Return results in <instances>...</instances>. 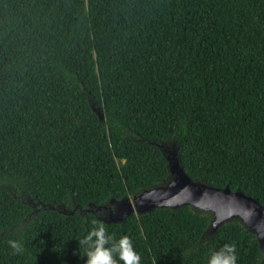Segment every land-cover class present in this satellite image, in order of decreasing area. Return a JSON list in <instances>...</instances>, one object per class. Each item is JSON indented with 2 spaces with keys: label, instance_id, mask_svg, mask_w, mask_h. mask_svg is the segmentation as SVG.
<instances>
[{
  "label": "trees",
  "instance_id": "obj_1",
  "mask_svg": "<svg viewBox=\"0 0 264 264\" xmlns=\"http://www.w3.org/2000/svg\"><path fill=\"white\" fill-rule=\"evenodd\" d=\"M171 142L191 179L264 207V0H0V177L24 196L0 185V264H86L95 208L163 184L154 143ZM210 221L184 206L103 223L141 264L233 243L236 264H264L238 220L199 246Z\"/></svg>",
  "mask_w": 264,
  "mask_h": 264
},
{
  "label": "water",
  "instance_id": "obj_2",
  "mask_svg": "<svg viewBox=\"0 0 264 264\" xmlns=\"http://www.w3.org/2000/svg\"><path fill=\"white\" fill-rule=\"evenodd\" d=\"M99 120L103 115L98 113ZM167 161L168 178L158 186L145 189L131 198L119 201L111 200L109 205L97 206L96 211L108 210L112 214L109 220L98 218L104 223H120L125 217L143 215L155 209L177 210L189 206L197 211L211 214V221L201 236L198 245L209 240L217 229L233 220L256 237L260 253L264 252V207L255 199L239 191L214 188L199 180L191 179L182 169L177 157V145L172 143H154ZM168 145H170L168 147ZM113 205V207H111ZM86 211H90L86 208Z\"/></svg>",
  "mask_w": 264,
  "mask_h": 264
},
{
  "label": "clouds",
  "instance_id": "obj_3",
  "mask_svg": "<svg viewBox=\"0 0 264 264\" xmlns=\"http://www.w3.org/2000/svg\"><path fill=\"white\" fill-rule=\"evenodd\" d=\"M13 255H21L23 245L17 240H9ZM79 249L85 248L86 264H141V257L135 251L131 239L124 235L118 241L110 235L103 222L92 228L87 235L78 240ZM118 257V260H117ZM236 245L225 244L211 254L208 264H236Z\"/></svg>",
  "mask_w": 264,
  "mask_h": 264
},
{
  "label": "rangeland",
  "instance_id": "obj_4",
  "mask_svg": "<svg viewBox=\"0 0 264 264\" xmlns=\"http://www.w3.org/2000/svg\"><path fill=\"white\" fill-rule=\"evenodd\" d=\"M169 146L170 145H168V147ZM0 185L3 186V187H6V188L14 189L15 190L14 192H16V194L18 196H20V198H23L24 199V196H23V193H22L21 189H19L14 183L10 182L9 180L0 177ZM106 205L108 206L109 204H106ZM111 207H113V205H111Z\"/></svg>",
  "mask_w": 264,
  "mask_h": 264
},
{
  "label": "flooded vegetation",
  "instance_id": "obj_5",
  "mask_svg": "<svg viewBox=\"0 0 264 264\" xmlns=\"http://www.w3.org/2000/svg\"><path fill=\"white\" fill-rule=\"evenodd\" d=\"M31 207H32L33 213L36 211L37 212L39 211V208H36L35 205H32ZM73 211H77L79 213H84L83 211H80V209H78L77 207H74L73 210L70 212H73ZM97 215H98V218L101 217L105 220H109L112 217V214L109 213L108 210H99Z\"/></svg>",
  "mask_w": 264,
  "mask_h": 264
}]
</instances>
